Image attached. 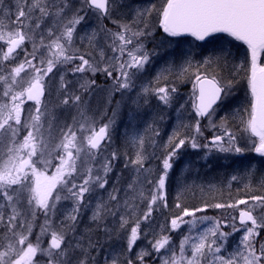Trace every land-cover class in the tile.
I'll return each instance as SVG.
<instances>
[{"label": "snow or ice", "instance_id": "snow-or-ice-1", "mask_svg": "<svg viewBox=\"0 0 264 264\" xmlns=\"http://www.w3.org/2000/svg\"><path fill=\"white\" fill-rule=\"evenodd\" d=\"M89 14L98 24L79 35L87 49L82 52L76 46L77 31ZM156 27L168 37L190 36L196 41L225 34L246 45L247 51L236 62L231 48L224 46L195 64L187 59L178 71L171 65L162 67L151 82L138 84L157 54L144 44ZM18 50L24 59L16 64ZM65 70L80 74L75 89H70ZM97 74L112 81L109 104L114 94L123 98L139 88L137 106L141 99L147 104L155 96L171 108L179 103L180 90L176 83H169L170 78L191 82L194 117L188 112L185 122L187 101L176 107L178 123L164 145L158 175L145 167V135L128 141L133 156L123 153V169L131 172L128 182L123 183L122 171L115 172L121 153L109 151V130L116 109L107 123L97 127L85 98L92 95ZM241 81L247 89L243 112L235 109L217 123L213 117L227 105ZM0 86V264H146V257L162 250L170 255H160V264H264V240L259 239L264 232V196H251L253 204L238 199L184 208L171 219L170 229L161 224L157 231L150 223L160 203L168 207L167 179L185 146L236 154L251 150L264 157V0H160L159 5L142 6L126 0H79L78 6L73 0H11L8 4L0 0ZM25 101L34 102V107L25 109ZM120 103L116 101L117 106ZM203 119L220 134L200 144L197 137L203 136ZM230 119L238 120L248 134L249 149L237 145ZM155 123L154 118L146 132ZM159 134L155 130L154 135ZM151 142L155 144L154 139ZM54 160L58 163L53 164ZM239 205H246L239 209V227L235 216L231 223L227 218L200 217L201 223L208 221L210 226L195 237L184 235L177 253L167 233L182 224L191 225L189 233L197 227L195 219L185 221L184 217H195L207 207L237 209ZM89 212V223L81 227L82 216ZM133 221L129 231L127 226ZM142 222L148 225L143 230ZM222 225L232 231H223ZM241 231L237 247L223 255L224 242ZM141 235L151 247L144 246L135 259L129 258L127 253ZM113 242L119 247H113Z\"/></svg>", "mask_w": 264, "mask_h": 264}, {"label": "rangeland", "instance_id": "rangeland-1", "mask_svg": "<svg viewBox=\"0 0 264 264\" xmlns=\"http://www.w3.org/2000/svg\"><path fill=\"white\" fill-rule=\"evenodd\" d=\"M10 2H11V0H5V4H8ZM126 2L129 5L137 4V5H141V6L146 5L148 3H151L150 0H126ZM73 4L78 6L79 0H73ZM103 23L106 24L108 27L115 29V25L111 24V22L109 20H104ZM97 24H98V22L95 19V17H93L91 14H89L87 21L78 26L76 46L81 47L82 52L87 51V49L83 45L80 44L79 35H81L85 32H90L92 28L97 27ZM163 36L164 37H162L160 41L157 40L154 48L150 49V52L155 51L157 54L152 56L151 63L146 66L147 70L142 74L140 81H138V84L141 82L145 83V84L151 82L153 80V77H155L157 71L162 67H167V66L171 65L174 68V70L178 71L180 66L187 59L191 58L193 63L195 64L198 61H203V59L206 56L214 55L216 52H218L224 46L231 48V51L233 53V56H234L236 62H239V59L246 54V50L243 49L241 45L233 43L230 41L231 39H228L225 37H215L213 39L208 40L206 43H204L202 45H197L195 42L191 41L190 39H186V38L172 39V38H168L165 35H163ZM101 43H103L102 40H101ZM5 48H6V46H5ZM109 54H111V53L109 52ZM23 59H24V53L22 51H19V55L13 63L18 64L20 62V60H23ZM76 63H79V61H76ZM68 67L70 68L71 65H69ZM22 75H23V73H22ZM65 75H66L67 80H69L71 82L70 89H75L76 88L75 82H76V80L80 74H78V73L73 74L72 72L65 70ZM87 75L91 76L90 73ZM93 78L96 80V85L94 86L92 95L90 97L86 95L85 98L89 100V115L93 116L97 120V127L99 126L100 123H107L108 122L109 117L107 115V112L109 110V106H114V108L116 109V115L114 117L115 122L109 130L110 134L112 136V141L110 142L111 147L109 148V151H111L112 149H116L121 153L120 160L116 164V167H115V172H121L122 171L123 178H124L123 183L126 184L128 182V180L131 178V172L129 169H123V164H124L123 153L125 151H127L129 156H133L134 155V149L131 147V145H130V143H128V141L130 140V138L132 136L145 135L146 136L145 150H146V155L148 156V160L146 161L145 167L151 168L154 172H156L158 174L156 168H154V167H156V166H158V164H160L161 169H162L161 159L165 154L164 153V145L167 142L169 135H171L174 126H176L178 123V121H177L178 113L175 110L176 107H179V103H184L185 101H187V104H186L187 107L186 108L188 111L185 112V120L188 119V112H192V115L194 117V112L192 111V108H191V99H190L191 91H192L191 82H189V84L187 85V89H186L185 93L180 95L179 103H177L174 107L169 108V107L162 105L155 98V96H150L148 98L147 104H144L143 100L141 99L140 105L137 106L134 103V100L136 99V94L139 91V88H137L135 91L127 94L123 98L120 96L119 93L114 94L112 99H111V104H109L108 103V89H109V86L111 85L112 81L110 79H107L102 74H100V75L97 74ZM55 79L57 81L59 80V74H57ZM176 82L177 81H175L174 77L170 78V80H169V83H176ZM239 85H240V83H239ZM245 88H246V85H245ZM234 89H236V86ZM2 91H3L2 86H0V97H2ZM116 101H121L119 106H117ZM245 102L246 101H243L240 106H233L229 100V102L227 103V105L224 108H222L221 110H218L217 114L213 117V120L218 123L221 116H224L226 113H228L230 115L234 109H237L236 107H238L239 110L241 109L243 111V104ZM23 107L25 109H28L29 107H34V103H31L29 101H25V104L23 105ZM158 108L162 109L161 111L163 113L168 112L170 114L172 111L173 112V121L169 118H165L163 120H160V118L158 117L159 114H158V112H156ZM152 113H154V116L151 115ZM25 114H26V112H25ZM60 116L63 118L65 116V113L61 112ZM154 118L156 119V123L154 125L153 130H149L146 132L148 124L152 123ZM68 120H69V122H71L70 115L68 116ZM231 122L233 123V126H232L233 128H230L232 131V130H234V126L239 122H238V120H231L230 119V123ZM207 126H208V129H211L209 127V123L207 124ZM155 130L159 131V133H160L159 136L154 135ZM153 139L155 140V144H153L151 142ZM237 143L239 144V140L237 141ZM199 150H202V152L205 151L204 148L192 149L190 146H185V148H183L181 151L184 154H187V153H192L193 151L198 152ZM242 155H244V152H242L240 154L235 153V154H233L232 157L233 158H236V157L239 158ZM179 158H181V156ZM181 161H182L181 162L182 163V169H181V173H180L181 179H184L185 177H187L188 173H192V175H196L198 173L197 164H199L200 159H195V162H196L195 166H192L191 161H189V160H185V161L181 160ZM55 163H58V161L54 160L53 164H55ZM40 166L43 167V165H40ZM52 171H54V167L48 169V174H51ZM232 176H237V180H235L237 187H246V185L249 186V184H250L249 177L250 176L248 175V171H245L244 168L238 167L233 174H231V173L229 174L228 177H230V178L227 181L229 184L233 182V180L231 179ZM113 179H115L114 174H113ZM197 181L198 180H196L194 177L193 178L191 177L189 182H186V183L181 182L179 184V187L176 190V192H179L180 190L186 191V190H190L192 188L202 187V183L197 182ZM260 181H261V178H258L257 182L255 184L256 185L260 184ZM110 187H111V185H109V188ZM166 192H167V188H166ZM121 195H122V193H121ZM169 200L171 202L173 201L172 199H168V194H167V204L168 205H169ZM248 202H249V204H253V202H251V201H248ZM68 203L69 202H62V204H64V205H67ZM245 207H246V205H239L237 209H233L235 211V215L239 211V209H244ZM146 208H147V203L145 202V204L142 205V209L146 210ZM161 208H164L163 203H160L158 211L153 212L152 221L150 222L152 225H154V227L157 231H159V226L161 224L166 225L167 228L170 229L171 228L170 222H171V219L173 218L172 217V218L167 220L166 218H163V216H164L163 213L161 216L162 219L158 218L160 216V214H158V213H159ZM228 209H230V208H228ZM216 210L220 211V209H216ZM222 210L227 211V208H223ZM226 211H224V215L218 219L224 220L226 218L225 217ZM207 212H208V209L205 208V210L202 212H196L195 217H184L183 218L185 221H190V220L195 219L197 227L195 229H193L191 233H189V228L191 227V225H189V224H182L180 226V228L177 229L176 231H170L169 233H167V234L171 235L172 240H173L174 244L176 245L177 253L179 252V248H178L179 242L184 235L190 234L193 237H195L199 231H202L204 228L210 226V223L208 221L201 223L199 220L200 217H204V216L214 218V217L209 216ZM155 214H158V215H155ZM88 215H90V212L88 214L82 216L81 227H83L85 224L89 223ZM214 219H216V218H214ZM133 223H134V221L130 222L129 225L127 226L129 231H130L131 226H133ZM117 225H118V217H117ZM236 225H237V223H236ZM109 226H111V222H110ZM147 227H148V225L146 223H143V222L141 223V229L142 230L147 228ZM221 227H222L223 231H226V232L232 231L230 227L225 228V227H223V225ZM237 227H239V226L237 225ZM262 233L264 234V232H262ZM242 235H243L242 231L232 234L229 237L228 241L224 242V249H222V254L225 256H228L237 247V245L239 244L240 237ZM148 239L149 240L152 239L151 235H149ZM259 239L264 240V235L261 234ZM107 246L108 245H105V247H107ZM144 246H147L149 248L151 247V245L148 244V241L143 238V235H141V239H139L137 241V244L134 246L133 251L131 253H127L128 257L135 259L136 252H138ZM113 247L118 248L119 245H117L115 242H113ZM162 254L163 255H170V253H164V250L161 251V254L153 253L152 256L145 258L146 264H160L159 256ZM188 254H190V253H188ZM137 264H139V262H137Z\"/></svg>", "mask_w": 264, "mask_h": 264}, {"label": "trees", "instance_id": "trees-1", "mask_svg": "<svg viewBox=\"0 0 264 264\" xmlns=\"http://www.w3.org/2000/svg\"><path fill=\"white\" fill-rule=\"evenodd\" d=\"M151 3L159 5L160 0H150ZM164 37L159 29V27H156L154 31H152V35L148 36L146 40L144 41L145 47L148 51H150L151 48H154L155 43L157 40H161V38ZM223 37V36H220ZM28 50L31 51V46L27 45ZM23 52V51H22ZM100 75V74H99ZM189 82L185 83H179L176 82V85L180 89V95L184 94L187 85ZM246 82L242 81L240 82V85H236V89H234V95L230 98V103L233 106H240L243 101H246V88H245ZM244 86V87H243ZM244 91V92H243ZM243 93V95H241ZM189 105V104H188ZM245 105V103L243 104ZM187 107V105H186ZM112 109H114V106H109V110L107 112L108 117H112ZM161 111L160 108L157 109L156 112ZM167 117H168V112ZM163 116V115H161ZM160 118V116H158ZM164 117V116H163ZM173 121V119L170 117ZM162 120V119H161ZM185 122H188V119L185 120ZM194 123V119L191 121ZM233 123H230V128H233ZM242 125L237 123L234 126V130H232L233 133L237 136V141L239 140L238 146L249 149V139L248 134L244 133L242 130ZM201 131L203 132V136H198V142L200 144L209 143L211 140V137L214 134H220L219 129H208L207 122L201 121ZM185 148V147H184ZM185 150V149H184ZM206 151V152H205ZM205 151L202 152V150H199L198 152H192L184 154L181 151V158H179L176 163L174 164L173 170H171L170 175L167 179V194L168 199H172L171 202L169 200V205L167 208H161L159 213L160 216L158 218L162 219V213L164 214L163 218H166L167 220L179 216L182 214L184 208H188L189 210H193L196 208H202L206 204L207 205H213L215 203H230L235 202L238 199H246L248 201H252L250 199L251 196H264V158L256 156L254 151L246 150L244 151V155L240 156L239 158H233L234 152L229 153H221L216 151L215 149H212L209 151L208 149H205ZM200 153V154H199ZM195 159H200L198 166V173L196 175H192V173H188L187 177L184 179H181V169H182V161L189 160L191 161L192 166H195L196 162ZM180 162V163H179ZM238 167L244 168L245 171L251 170L252 175L249 177V186L248 187H237V184L235 182L228 183L227 179L229 174H233ZM161 166L159 164L158 167V173L161 171ZM158 175V174H157ZM191 177L198 180L197 182L202 183V187L199 188H192L190 190L186 191H179L176 192V190L179 187V184L181 182H189ZM261 178L260 184H255L257 182V179ZM255 181V182H254ZM203 189V190H202ZM179 193V199H177ZM180 203L181 208H176V204ZM208 209V215L211 217H214L216 219L221 218V216L224 215V211L220 209V211L216 210L214 207H207ZM155 214V215H158ZM235 216V211L233 209H228L225 212V217L227 218L228 222H232V217ZM262 235H264L262 233Z\"/></svg>", "mask_w": 264, "mask_h": 264}, {"label": "water", "instance_id": "water-1", "mask_svg": "<svg viewBox=\"0 0 264 264\" xmlns=\"http://www.w3.org/2000/svg\"><path fill=\"white\" fill-rule=\"evenodd\" d=\"M162 32H163V30H162ZM214 35H215V34H214ZM181 37H183V36H181ZM192 38H193V37H192ZM198 42H202V41H198ZM237 223L239 224V215H238Z\"/></svg>", "mask_w": 264, "mask_h": 264}, {"label": "bare ground", "instance_id": "bare-ground-1", "mask_svg": "<svg viewBox=\"0 0 264 264\" xmlns=\"http://www.w3.org/2000/svg\"><path fill=\"white\" fill-rule=\"evenodd\" d=\"M243 92H244V91H243ZM241 95H243V93H242Z\"/></svg>", "mask_w": 264, "mask_h": 264}]
</instances>
